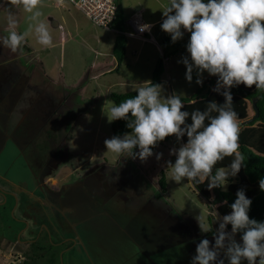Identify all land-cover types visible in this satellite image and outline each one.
I'll return each instance as SVG.
<instances>
[{
	"label": "rangeland",
	"instance_id": "rangeland-1",
	"mask_svg": "<svg viewBox=\"0 0 264 264\" xmlns=\"http://www.w3.org/2000/svg\"><path fill=\"white\" fill-rule=\"evenodd\" d=\"M120 4L123 9L122 19L126 20L133 9H137L142 13L146 23L154 25L150 34L157 40L163 52L165 46L162 39L171 38L160 27L163 19L162 10L167 7L168 0H120ZM40 10L43 12L42 19L49 24L55 46L43 47L36 43L34 37H28L23 45L28 44L30 50L27 52L22 45L19 48L22 51L18 52L20 56L16 58V61H12L11 76H8L10 69L2 75L6 77L3 83L16 93L11 96L12 102L19 101V105H24V109L27 110L20 114L18 112L11 114L14 110L12 108L7 111V115H0V121H7L9 114L11 124L17 120L22 125L31 124L32 129L39 131L34 136H24V139L28 141L26 159L22 155V158L20 156L14 158L15 149L8 146L6 149L8 159L0 160V188L6 192H0V223L2 219L10 236V233H14L16 229V240L35 239L36 242L32 246H30L31 243L24 244L25 248L29 249L28 254H25L23 258L28 262L27 264H86L85 259H72L74 254L69 256L74 251L78 252L77 248L69 253L67 248L63 249V245L58 247L52 245L50 236L49 240H43L47 229L43 226L44 230L41 233L43 224L40 222L38 226L37 221L42 220L43 216L40 214L45 213L44 203H38L36 199L38 192H33L31 196L30 192L34 185L30 186V180L31 174L38 173L39 168L47 175L56 176L60 183L68 177L66 175L69 172L76 170L75 173H77L71 175L75 178L78 171L82 173L84 170L91 169L103 177V182H100L105 188L103 195L106 196L108 191L113 197L107 201L108 205L115 207L124 206L127 203L138 205L142 200L159 213L155 215L157 220L166 214L167 220L180 227L181 233H184L182 228L184 225L190 233L187 243L172 244L163 251L152 253L151 247L148 248L153 256L151 261L159 264L184 259L183 257L193 247L195 250L194 240L199 241L205 237L212 239L215 232L213 233L212 230L209 233L208 230L213 224L217 227V212L213 209L215 206L210 208L205 198L194 190L191 181L185 179L181 183H176L171 180L167 162L169 160L172 163L175 162V156L169 155V151L173 147H179L176 137L172 136L171 140L154 148V154L144 162L139 158L127 157V154L117 156L107 152L104 145V140L112 137V123L109 124L107 117L102 113L105 101L113 102L110 98L112 92L132 91L141 86V83L150 81L155 64L162 56V52L157 50L156 44L129 39L125 57L118 64L112 53L113 40L118 33L112 31L114 29L98 26L67 0H64L62 5H57L56 0L46 2L42 0ZM13 11L16 12L19 21L17 30L23 32L27 26L25 20L27 14L22 9L14 8ZM50 13L52 18L48 20L46 14ZM0 17L1 24H6L3 10L0 11ZM157 19L159 20L152 23ZM54 21H58L60 25L54 24ZM118 27L122 31L128 30L125 24ZM2 33L6 35L7 30ZM187 33L184 32V36ZM0 36L3 35L0 34ZM187 36H190V33ZM182 39L175 43L181 42ZM133 50L135 53L132 52ZM166 53L169 56L163 61L164 71L160 83L164 86L165 95L175 92L180 97L194 96L197 89L201 87L195 82V71L193 80L189 83L185 79V66L177 63L188 53L181 50L177 52L171 45L166 46ZM207 75V72L203 74V81ZM1 85L2 83L0 87ZM20 96L23 97L20 99ZM20 108L23 107H18L15 111ZM249 115L250 117L253 115L251 104ZM56 123L61 125L60 137H45L47 127L55 128ZM55 132L58 131L55 130ZM37 135L41 136L36 139ZM70 135L72 138L69 143ZM5 138V135H1L0 143H4ZM58 146L60 148L55 151ZM156 153H163L162 158L157 160ZM36 164L39 168H36ZM162 175L166 184V190L163 191L159 184ZM64 176L66 177L62 179ZM92 177L97 181V176ZM19 183L22 188L17 186ZM15 186L18 187L17 193L21 191L27 193L26 196L22 195L16 210L9 196L16 191ZM38 190L41 193L45 191ZM45 193L49 196L47 190ZM13 194V198L18 199L15 193ZM123 196L127 201L122 198ZM34 204L37 210L33 212V216L26 217L25 210L31 209ZM14 210L15 213H13ZM14 215H18L16 220ZM197 217L205 218L207 231L201 232ZM53 218L55 220L54 215ZM152 222L159 223L151 217ZM69 232L70 230L65 228L63 233ZM17 236H20V239ZM52 239H56L54 235ZM45 241L48 242L46 249L39 251L36 247ZM10 242V238L4 240L3 247L5 245L8 247ZM104 242L108 243V241ZM131 243L132 257L141 261L139 256L145 254L142 252L143 247L135 242ZM113 246L114 244L104 245L103 241L95 242L90 249V254L95 257L92 259H95L93 264H136L132 259L121 261L116 256H112ZM12 261H14L13 264H17V259L12 258ZM87 264H90L89 258Z\"/></svg>",
	"mask_w": 264,
	"mask_h": 264
},
{
	"label": "clouds",
	"instance_id": "clouds-1",
	"mask_svg": "<svg viewBox=\"0 0 264 264\" xmlns=\"http://www.w3.org/2000/svg\"><path fill=\"white\" fill-rule=\"evenodd\" d=\"M58 3L62 5L64 0ZM41 5L42 0H0L7 22V34L0 36V47L15 53L28 37H34L43 47L52 46V33L42 19ZM14 8L27 14L23 32L17 30L19 21ZM162 12L161 30L171 36L173 43L182 39L184 32L190 33L188 55L177 61L186 68L185 79L191 83L195 71V82L202 86L205 72L217 77L212 91L222 95L224 102L210 101L206 110L189 114L183 110L179 94L165 95L162 84L145 81L133 97L118 105L105 101L102 106L109 124L124 120L130 130L106 138L105 148L117 156L127 154L144 162L160 142L175 136L179 147L169 151L175 162H167L171 180H207L209 190L226 191L229 177H235L245 167L231 89L243 85L264 91V0H168ZM153 26L141 24L138 30L150 32ZM189 115L191 123H187ZM185 136L187 142L182 143ZM155 155L159 160L163 153ZM226 157H233L231 163L216 168ZM258 184L264 191V178ZM251 204L245 191L237 190L230 213L220 216L217 212L212 239L193 241L195 252L189 264H264V221L250 218ZM196 219L201 232L207 231L205 218Z\"/></svg>",
	"mask_w": 264,
	"mask_h": 264
},
{
	"label": "crops",
	"instance_id": "crops-1",
	"mask_svg": "<svg viewBox=\"0 0 264 264\" xmlns=\"http://www.w3.org/2000/svg\"><path fill=\"white\" fill-rule=\"evenodd\" d=\"M46 1H52V0H44V2H46ZM56 4L61 5L58 3V0H56ZM120 7L122 9L121 4H120ZM122 11H123V9H122ZM135 11L140 12V10H137V9L134 10L133 9V11L130 14H133ZM51 15H52L51 13L48 15L46 14V17L48 18V20L52 18ZM158 20L159 19L154 20L152 23H154ZM124 21L125 20L123 19L121 26L125 24ZM54 24H59V22L54 21ZM114 28L117 31H119L121 29L117 25L116 26L114 25ZM128 29H129V27H128ZM6 30H7V23L1 24V22H0V34L4 35V33H2V31L4 32ZM116 30H112V31H116ZM125 30L128 31L127 29H124V31ZM151 36L152 37L150 38L149 35L147 34V38L144 40L140 39L138 37H132V36L131 37L126 36V37H127V42L129 41V39H133V40H138V41H142V42H148L151 44H156L158 47L157 50L162 52L160 46L157 43V40L153 37V35H151ZM163 40L164 39H162V42H163ZM113 42H114V40H113ZM126 45H127V43H126ZM54 46L55 45L52 44L51 47H54ZM23 48L25 50H27V52L30 50V47L28 44L26 46L23 45ZM112 49H113V47H112ZM20 51H22V49H18L15 53H13L8 48L0 47V83L3 82L6 78V77L4 78V76H2V75L4 73H6L7 70H9V69H10V71L8 72V76H11V74H12L11 69L13 67L12 61H16V58L20 56V54L18 53ZM61 51L63 52V50H61ZM165 51L163 50L162 55ZM178 51H180V50H177V52ZM132 52L135 53L134 50ZM185 53H187V52H185ZM168 56H169V54H168ZM168 56H166V57H168ZM164 59H165V57H164ZM164 59H163V61H164ZM2 90H4V89H2ZM12 94H16V93H13L10 90L9 94L7 95V99H6V96L3 97V95L0 91V96H1L0 97V114L1 115L7 114V111L12 110V108L17 106L19 101L16 103H13L11 100ZM22 97L23 96H20L19 98L21 99ZM249 112H250V108H249ZM249 117H250V115H249ZM2 135H5V134L3 133ZM71 135H73V134H71ZM5 137H6V135H5ZM6 138H5V141H6ZM71 138H72V136L70 137L69 143L71 141ZM182 143H183V141H182ZM3 144L2 145L0 144V158H1L0 160H2V161H4L8 156V153L6 151L5 152L2 151ZM159 145H161V144H159ZM75 171L69 172L68 175H66V176H68L66 179H63L66 176L62 177V179H63L62 183L59 182V180L57 179L56 176H52L51 174L47 175V177L44 180V182H47L49 185H51L53 187H57V186L65 185V184L71 185L72 189L79 193V195L77 197H81V200L83 201V204H82L83 205V207H82L83 212L76 213L77 215H75V216H78V218L77 219L75 218L76 222L72 226V227H75L74 231H76V235H75L74 231L70 230L72 233L71 237L76 238V240L71 241V239L68 238V239H65L61 242L60 238L54 239V240L51 239L53 242L52 245H55L58 247L60 245H64V242L65 243L71 242V244H73V245H71L70 248H68L69 253L72 252L73 251L72 249L75 248L73 246H78V248H80L79 252H82V257H83V259H85L86 264L88 263V258H89V263L93 264V261L95 262V259L94 260H92V259L95 257L90 254L91 253L90 249H92V246L95 245V242L97 243V241H100V242L103 241L104 245L114 244V246L111 249L112 256H116L117 259H120L121 261L132 259L136 262V264H139V263L140 264H153L154 261H151V258L153 257L151 254L152 252L160 251V250L163 251L164 249H166L167 247H169L172 244H177V243L180 244V242L185 241V240H182V241L178 242L179 241L178 239H169V237H162L160 240H158V242L160 243L159 248H161V249H158L156 246H151L152 252L148 253L150 259L148 258V256L145 255L146 253L144 255H142L141 252H139V254L142 255V256H139L142 260L138 261L137 259H135L131 255V252L133 251V245L131 242L139 243V245H141L140 243L147 241L148 239L151 240V238L157 240V238H156L157 233L155 234V232H152L155 229L156 223L155 222L151 223V217H152V219L155 220V218H156L155 215H159V213H156L154 211L153 207L147 205L145 203V201L142 202V200L138 203V205L136 203L134 205H130L127 203L126 205L119 206L116 209H115V206H110V205L106 206L105 203H107V201H109V199H112L113 197L108 193V191L106 193V196L103 195V189L105 191V188L100 183V182H103L102 175L98 174V172H95V174H94L92 171H91V173H85L84 172L85 174L84 173L82 174L81 172L78 171L77 176H75V178H72L71 175L72 174L75 175L77 173V172L75 173ZM94 175L98 177L97 181L95 180V178L92 177ZM17 186L19 188H22V185H20V183ZM17 186H15L16 191L13 193H15L16 197L19 199V200L17 199V201L19 203L20 199L22 198V195L24 194L26 196L27 193L24 191H21V190H20L21 193H17V191H18ZM160 189H161V187H160ZM83 190H85L87 193L92 191L93 195L91 196V198L85 197L83 194ZM161 190L163 191V189H161ZM33 192L39 193V195L36 194L37 195L36 199L44 197V195H43L44 191L42 193L39 192L37 186L33 187L31 189V192H30L31 196H32ZM13 193H11L9 196L12 200L11 204H12V206H15V210H16V207L18 204L16 205V203H15L16 200L12 196V195H14ZM71 197L73 199L77 198V197H75L74 194H71ZM103 198L105 199V202L103 204H101V201L103 200ZM122 198L127 201V199L124 196ZM38 203H40V202H38ZM35 204L28 211L25 210L24 213H25L26 217L27 216H33V212H34L33 210H34ZM75 208L79 209L80 207L75 206ZM46 209H47V207H46ZM15 210L13 211V213L16 212ZM118 210H121V211H118ZM117 212L121 213V218L126 222L128 221L129 217L134 219L133 224L131 226V230L133 233L138 234L136 241H132V239L129 237V234L126 233L127 225H125V223L121 222L116 217ZM160 214H162V213H160ZM16 217H18V215H14L15 220H16ZM114 218L116 219V222L114 221ZM70 219H71V217H70ZM40 222H41V224H43L42 228L46 224H47V226L51 225V222H48V220H46L44 217H42V220H39L37 222L38 226H39ZM165 222L174 225L172 221L167 220L166 214H164L163 219L159 223L163 226L165 224ZM228 229L230 230V228H228ZM16 233L17 232L15 229L14 233L13 232L10 233L11 236L8 235L7 234V226H4V222H2V219H1V223H0V264H13L14 261H12V258L17 259V264H22L25 261V259L23 260L24 255L28 254L27 250H29V249L25 248L26 246L24 244L32 243L34 245L35 244L34 242H36L35 239H26V238H21L22 241L16 240V238H15ZM67 236L69 237L70 235H67ZM17 237L20 239V236H17ZM8 238L11 239L9 246L6 247V245H5L3 247L2 244H4V240H7ZM97 238H99V240H97ZM164 240H166V241H164ZM104 241H108V243H105ZM92 242L94 245L92 244ZM32 244H30V246H32ZM43 247H44V243L42 242V243H39L36 248L38 249V248H43ZM142 250H144V249H142ZM89 254H90V257H89ZM69 256L71 257L72 253L69 254ZM191 256L192 255H190V258H191ZM73 258L74 257H72V259ZM175 261H177V260H175ZM175 261H173V262H175ZM188 261H189V259L185 260V258H184V259L179 260V264H182V263L188 264Z\"/></svg>",
	"mask_w": 264,
	"mask_h": 264
},
{
	"label": "trees",
	"instance_id": "trees-1",
	"mask_svg": "<svg viewBox=\"0 0 264 264\" xmlns=\"http://www.w3.org/2000/svg\"><path fill=\"white\" fill-rule=\"evenodd\" d=\"M118 1V11L117 17L114 21V25L121 26L123 11L120 7V0ZM190 36H183L181 42L173 43L171 38H164V51L167 45L174 47V50H181L187 52L186 45L188 43ZM126 43L127 37L121 33H117L113 42V55L115 56L118 64H120L126 53ZM168 56L166 51L157 60L155 67L152 72L151 82L154 84L161 83V75L164 71L163 59ZM217 77L210 76L209 74L203 81V85L197 89L194 96L192 97H181L184 103V111L191 114L195 110H206L207 104L210 101H215L217 103H223L224 97L212 91L216 86ZM136 90L128 91L125 93H114L110 94L111 100L118 105L120 102L133 97L136 94ZM233 96L232 108L238 114V123L240 125L239 134V151L243 153L245 160V167L235 177H229V183L227 185V190L221 188H214L209 190L208 181H191L194 190L205 198L207 204L210 208L216 210L220 216L230 213L231 204L236 199V192L239 189H243L248 198L252 200V204L249 211L250 218L256 219L257 221H264V191L259 189L258 181L264 178V91L257 90L255 87L246 88L243 85L234 87L231 89ZM256 101V106L258 109V115L254 117L251 121L245 124H241V121L249 117L250 104L252 107V102ZM255 113V111H253ZM253 113V115H254ZM215 115V113L213 114ZM126 121L117 120L112 122V136L123 135L125 132L130 130L126 127ZM187 123H191L190 115ZM172 137L166 138L159 144H163ZM183 143L187 142V137L182 139ZM134 151H138L135 149ZM233 157H226L223 161L217 163L216 168L228 166ZM215 173V168L213 169ZM159 184L161 189H166L165 180L163 175L159 179ZM44 195V194H43ZM228 228H231L229 225ZM212 228L209 229V233L212 232ZM238 238L239 234L237 235ZM65 244V243H64ZM24 261L22 264H27Z\"/></svg>",
	"mask_w": 264,
	"mask_h": 264
},
{
	"label": "flooded vegetation",
	"instance_id": "flooded-vegetation-1",
	"mask_svg": "<svg viewBox=\"0 0 264 264\" xmlns=\"http://www.w3.org/2000/svg\"><path fill=\"white\" fill-rule=\"evenodd\" d=\"M1 83H2V85H1L0 88L4 89V90H1V93H2V95L4 97L5 95L7 96L9 94L10 88L5 83H3V82H1ZM18 107H23V108H20L19 110L15 111V109L18 108ZM24 107L25 106L22 105V104L19 105V102H18L17 106L14 107V110H13V112L11 114H13L14 112H18V114L25 112L27 109L26 108L24 109ZM5 115H7V114H5ZM45 125H48V124H45ZM55 126H56L55 128L47 127L46 132H45L46 134L44 136L45 137L46 136L53 137V138L60 137L59 134L61 133V125L56 123ZM32 128H33V125H31V124L22 125V124H19L17 122V120L11 124V115L8 114L7 121H3V122L0 121V133H2V134L4 133L6 135V137H7L6 141L4 142V144L0 143L1 145L3 144L2 151L3 152H5V151L7 152L6 149L8 148V146H10V148L12 146L15 149V153H16L14 155V158L17 157V156L21 157V155H22L26 159V146L28 145V141L26 139H24V136H26V137L27 136H34V134L36 135L37 132L39 131V130L32 129ZM55 130H57L58 132H55ZM50 131L52 133H49ZM2 134H0V136ZM39 136H41V135H37L36 139ZM70 137H71V135L69 136V140H70ZM56 141H57V139H56ZM59 142L61 143V141H59ZM63 142H64V140L62 139V143ZM59 148L60 147L58 146L55 149V151L58 150ZM37 167H38V165L36 164V168ZM91 171L93 173L95 172L94 170L87 169V170H84L82 172V174L84 172L85 173H91ZM46 177H47V173H44V171L39 168V172L38 173H34V175L31 174V180L32 181L30 180V186L34 185V187L37 186L38 189H40V190H45V191L47 190V193H49V196H47V194L44 191V197L37 199V201L40 202V203L41 202L44 203V206H45V208L47 207L46 210L49 213L50 219L52 221H53V215L55 216V222L54 223H51V225H49V226H47V224L45 225L48 234L46 232V234L43 235V240L44 239L45 240H47V239L49 240L50 237L52 239V237L54 235L56 239L60 238L61 242L63 240H65V239H68V238H70L71 241H75L76 238L71 237V234H72L71 231L75 230V227H72V226L76 222L75 218L76 219L78 218V216H75V215H77L76 213L83 212V208H82L83 207V205H82L83 201L81 200V197H77L79 195V193L74 191L72 189L71 185L65 184V185L53 187V186L49 185L47 182H44ZM71 194H74L75 197H77V198L73 199L71 197ZM83 194H84L85 197L91 198V196L93 195V192L90 191L89 193H87L85 190H83ZM104 202H105V199L103 198V200L101 201V204H103ZM105 205L107 206L108 204L105 203ZM75 206L76 207H80V208L76 209ZM116 208L117 207H115V209ZM35 210H37L36 207H34L33 211L35 212ZM118 211H121V210H118ZM37 212H39V211H37ZM40 215L44 217V215H42V214H40ZM70 217H71V219H70ZM116 217L121 222L125 223V225H127L126 233L129 234V237L132 239V241H136L138 234L133 233L132 230H131V226L133 224V220L134 219L129 217L128 221L126 222V221H124L121 218V213L120 212L116 213ZM44 218L46 220H48V222H51V220L47 217V215H45ZM162 219L163 218H160L159 220H157L155 218V220L159 221V222ZM114 221L116 222L115 218H114ZM65 228H67L68 230H71V231L68 234L67 233L64 234L63 232L65 231ZM182 228H183V232L184 233H181L180 227H178L175 224L172 225V224H169V223L165 222V224L162 226L160 223H156L155 229L152 232H155V234L157 233L156 234L157 240L151 238V240L148 239L147 241H144V242L140 243L141 246L144 249V250H142V252H144L146 254L150 253L148 248L151 247V246H156L157 248H159L158 246L160 245V243L158 242V240H160L162 237H169V239H178L179 240L178 242H180L182 240H185V241L180 242V243H187L188 242V238H190V236H189L190 233H188V230H187V228L184 225L182 226ZM211 228L213 229V233H214L215 232V228H216L214 226V224L212 225ZM42 230H44V228H42ZM42 230H41V233H42ZM208 232H209V230H208ZM74 233L76 235V231H74ZM213 233H211V234H213ZM67 235H70V236L68 237ZM164 241H166V240H164ZM43 243H44V247L43 248H38L39 251H43V250L46 249L48 242L45 241ZM137 244H139V243H137ZM71 245H73V244H71V242H66L63 245L64 246L63 249H65V248L68 249V248H70ZM73 247H75V248L72 249V250H75L76 248L78 249L77 250L78 252L74 251L72 253V254H74L73 257L75 259L83 260L82 252H79L80 248H78V246H73ZM61 250H62V248H61ZM194 252H195V250H194V247H193L192 250H190V252L188 254H186L185 257H183V258H185V260L189 259L190 255H193ZM146 256H148V258L150 259L149 255H146ZM58 261H59V258H58ZM178 263H179V259H177V261H175V262H171V263H168V264H178ZM153 264H159V263H155L154 262Z\"/></svg>",
	"mask_w": 264,
	"mask_h": 264
},
{
	"label": "built area",
	"instance_id": "built-area-1",
	"mask_svg": "<svg viewBox=\"0 0 264 264\" xmlns=\"http://www.w3.org/2000/svg\"><path fill=\"white\" fill-rule=\"evenodd\" d=\"M75 5L83 14L92 22L100 27L114 29V21L117 17L118 1L117 0H67ZM124 23L129 27L128 31H117L127 36L146 39L147 34L151 38L149 31L140 32L138 26L145 24L142 14L135 11L127 18Z\"/></svg>",
	"mask_w": 264,
	"mask_h": 264
},
{
	"label": "water",
	"instance_id": "water-1",
	"mask_svg": "<svg viewBox=\"0 0 264 264\" xmlns=\"http://www.w3.org/2000/svg\"><path fill=\"white\" fill-rule=\"evenodd\" d=\"M252 109H253V111H255L254 115H252L251 117H249V118H247V119L241 121V124L248 123L249 121H251L254 117H256V116L258 115V109H257L256 101H255V100L252 102ZM2 191H3V193H6L4 190H2V189L0 188V192H2ZM15 203H16V205L18 204L17 199H16ZM44 210H45V213L43 212L44 217H45V215H47V217L50 219L49 213L47 212L45 206H44ZM34 220H35V219H34ZM50 220H51V219H50ZM37 222H38V221H37ZM54 222H55L54 219H53V221L51 220V223H54Z\"/></svg>",
	"mask_w": 264,
	"mask_h": 264
}]
</instances>
